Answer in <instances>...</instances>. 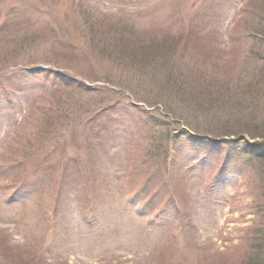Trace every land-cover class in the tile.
<instances>
[{
  "label": "rangeland",
  "instance_id": "1",
  "mask_svg": "<svg viewBox=\"0 0 264 264\" xmlns=\"http://www.w3.org/2000/svg\"><path fill=\"white\" fill-rule=\"evenodd\" d=\"M263 71L264 0H0V264L264 255Z\"/></svg>",
  "mask_w": 264,
  "mask_h": 264
},
{
  "label": "trees",
  "instance_id": "2",
  "mask_svg": "<svg viewBox=\"0 0 264 264\" xmlns=\"http://www.w3.org/2000/svg\"><path fill=\"white\" fill-rule=\"evenodd\" d=\"M155 71H157V74H160V69L159 68H156ZM263 74H264V71H263ZM166 75H168V74L167 73L163 74V76H165V77H166ZM173 78L175 80H177L176 77H173ZM166 79H168L170 81L172 80L170 78V75L167 76ZM257 85L254 84L255 89H256ZM244 125H245L244 129H246L244 134L247 135L250 139H254L256 141H259V143L261 145H263L264 144V125L261 126L258 122L256 123L254 121L250 122V124H249L250 126H248L246 124H244ZM226 129H227V127H226ZM230 130H231L230 128L227 129L225 134L226 135L227 134L231 135L230 134V132H231ZM237 136L238 135H236V137ZM256 159H257V162L259 164L260 181H261V183H263L262 185L264 186V171L260 168V166L264 168V153L257 155ZM263 240H264V238H263ZM260 249L261 248H258L256 253H254L252 256L246 258L245 260H243V263H241V264H264V259H263L264 255H263V252Z\"/></svg>",
  "mask_w": 264,
  "mask_h": 264
},
{
  "label": "bare ground",
  "instance_id": "3",
  "mask_svg": "<svg viewBox=\"0 0 264 264\" xmlns=\"http://www.w3.org/2000/svg\"><path fill=\"white\" fill-rule=\"evenodd\" d=\"M262 244V242H260Z\"/></svg>",
  "mask_w": 264,
  "mask_h": 264
}]
</instances>
